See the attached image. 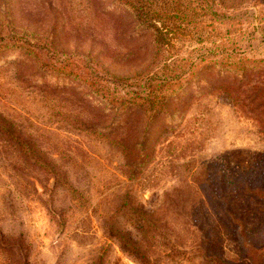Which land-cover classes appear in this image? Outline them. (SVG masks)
<instances>
[{"label": "rangeland", "instance_id": "obj_1", "mask_svg": "<svg viewBox=\"0 0 264 264\" xmlns=\"http://www.w3.org/2000/svg\"><path fill=\"white\" fill-rule=\"evenodd\" d=\"M177 2L224 50L264 57V0ZM99 14L97 0H0V46L57 65L98 62L119 87L138 88L123 62L136 45L128 15ZM181 21L164 30L167 61L152 67L188 73L222 52ZM0 58V109L58 168L54 177L0 135V264H142L119 236L157 264H264V65L207 73L215 91L191 97L130 176L116 143L83 129L91 111L80 94L35 82L32 68L48 66L35 59Z\"/></svg>", "mask_w": 264, "mask_h": 264}, {"label": "trees", "instance_id": "obj_2", "mask_svg": "<svg viewBox=\"0 0 264 264\" xmlns=\"http://www.w3.org/2000/svg\"><path fill=\"white\" fill-rule=\"evenodd\" d=\"M101 4L99 20L110 19L113 14L128 15L132 29L125 34L132 38L136 45L128 48L123 54L126 73L136 83L138 88L126 89L119 87L117 82L103 76L98 62L90 66H80L77 63L53 64L46 62L40 53L28 47L14 46L7 43L0 46V52L8 51L10 56L21 58L23 61L35 59L45 67L32 68L29 74L35 82L44 86H64L81 95V99L89 106L88 119L82 125L83 129L98 133L111 143H116L123 154L127 171L135 174L143 171L153 159L157 138L173 129L184 116V106L194 95H202L207 87H211L215 80L206 76L211 73L221 77L230 68L252 67L264 65V57H251L236 48L223 49L222 42L213 36H206L207 23L202 17L194 15L189 7L177 0H97ZM258 1V0H257ZM186 10H189L186 12ZM192 11V12H191ZM176 13V14H175ZM192 13V14H191ZM183 14V15H182ZM186 24L193 30L196 41H207L215 49H221L217 58L211 60H195L191 63L188 73L182 72L184 67L165 71L161 66L152 67L153 63L167 61L164 53L166 44L162 41L164 30L170 25L179 26L178 22ZM148 35L151 42L144 47L139 40ZM165 45V46H164ZM15 47L17 49H13ZM12 48V50H9ZM214 50V49H212ZM34 52V53H33ZM144 54V55H143ZM33 55V58H32ZM7 57V56H6ZM111 58V56H110ZM117 57L111 58V61ZM204 59V58H202ZM3 58H0V64ZM149 63L146 64V61ZM151 62V64H150ZM134 63V64H133ZM55 66V67H53ZM156 68V69H155ZM202 75H205L202 77ZM220 80V79H219ZM218 80V82H219ZM222 82H219L221 86ZM215 89V88H214ZM169 104H172L171 107ZM70 113V111H67ZM71 114V113H70ZM149 119L148 122L146 120ZM168 125V126H167ZM0 135L11 142L24 159L31 163H43L44 169L54 177L58 175V168L52 159L45 156L36 146L35 139L16 124L0 109ZM44 164L45 167H44ZM47 164H50L48 166ZM145 225V224H144ZM119 240L126 251L134 255L142 264H157L147 258L144 252L135 250L137 241L132 238Z\"/></svg>", "mask_w": 264, "mask_h": 264}]
</instances>
